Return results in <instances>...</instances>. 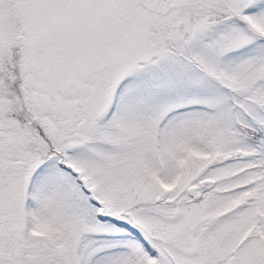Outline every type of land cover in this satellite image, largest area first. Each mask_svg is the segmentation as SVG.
I'll use <instances>...</instances> for the list:
<instances>
[{"label": "snow or ice", "instance_id": "1", "mask_svg": "<svg viewBox=\"0 0 264 264\" xmlns=\"http://www.w3.org/2000/svg\"><path fill=\"white\" fill-rule=\"evenodd\" d=\"M0 264H264V0H0Z\"/></svg>", "mask_w": 264, "mask_h": 264}]
</instances>
